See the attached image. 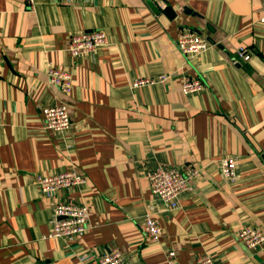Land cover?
I'll list each match as a JSON object with an SVG mask.
<instances>
[{
  "label": "crops",
  "instance_id": "0c3cea01",
  "mask_svg": "<svg viewBox=\"0 0 264 264\" xmlns=\"http://www.w3.org/2000/svg\"><path fill=\"white\" fill-rule=\"evenodd\" d=\"M159 1L0 0V264H93L109 246L130 264H196L202 253L264 264V246L238 238L245 225L264 233V0ZM181 28L209 43L191 61L175 43ZM91 29L106 45L71 56L70 36ZM48 66L72 74L70 93L48 82ZM185 76L202 89L184 94ZM139 78L152 82L133 86ZM52 104L67 107L62 135L43 120ZM226 155L237 161L232 183L219 170ZM159 165L198 170L174 209L151 192ZM64 170L83 182L39 192L36 172ZM68 198L87 208L88 230L50 237L55 202ZM145 216L161 225L156 241Z\"/></svg>",
  "mask_w": 264,
  "mask_h": 264
},
{
  "label": "built area",
  "instance_id": "2783aa9c",
  "mask_svg": "<svg viewBox=\"0 0 264 264\" xmlns=\"http://www.w3.org/2000/svg\"><path fill=\"white\" fill-rule=\"evenodd\" d=\"M67 3L89 2L90 0H63ZM31 4L33 0H26ZM161 7V2L156 0ZM264 21V19H261ZM107 36L102 29H91L73 33L68 42V52L71 56L79 57L92 55L96 50L105 46ZM175 43L180 52L191 61L195 56L209 46V43L200 34L186 28H181L175 38ZM236 56L239 61H248L250 52L246 47H238ZM48 82L56 86L62 93H70L74 79L70 72L48 66L46 68ZM152 82L151 79L139 78L133 81V86H139ZM202 81L198 78L185 76L182 84V92L186 95L193 94L202 89ZM42 116L45 126L54 134H64L70 126V118L67 107L64 104H52L42 108ZM222 176L230 183L237 178L236 157L226 155L218 161ZM198 177V170L190 165L182 167L159 165L148 172V180L151 192L167 208L174 209L178 206L180 198L186 192L193 190L192 183ZM33 181L41 194H57L59 190L77 188L83 177L75 171H61L53 175H45L36 172ZM88 210L73 199H58L52 210L51 228L48 236L73 240L80 237L88 230ZM140 228L150 241L158 240L162 234L161 225L148 216L143 218ZM240 242L249 250H260L264 246V233L255 225L242 226L238 231ZM168 258L174 256V251L167 252ZM83 257V256H82ZM196 264H216L213 257L202 253L196 255ZM93 264H130L126 257L116 246H109L96 257Z\"/></svg>",
  "mask_w": 264,
  "mask_h": 264
}]
</instances>
